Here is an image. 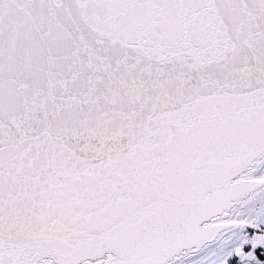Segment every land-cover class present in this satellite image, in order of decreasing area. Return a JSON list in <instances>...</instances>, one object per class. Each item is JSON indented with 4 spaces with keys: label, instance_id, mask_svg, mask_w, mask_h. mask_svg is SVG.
Listing matches in <instances>:
<instances>
[{
    "label": "snow or ice",
    "instance_id": "snow-or-ice-1",
    "mask_svg": "<svg viewBox=\"0 0 264 264\" xmlns=\"http://www.w3.org/2000/svg\"><path fill=\"white\" fill-rule=\"evenodd\" d=\"M0 264H264V0H0Z\"/></svg>",
    "mask_w": 264,
    "mask_h": 264
}]
</instances>
